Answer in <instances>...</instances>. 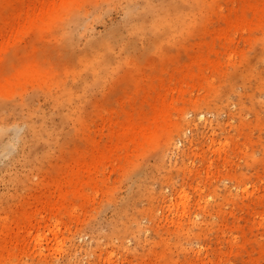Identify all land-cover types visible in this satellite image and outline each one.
I'll return each instance as SVG.
<instances>
[{"label": "rangeland", "instance_id": "obj_1", "mask_svg": "<svg viewBox=\"0 0 264 264\" xmlns=\"http://www.w3.org/2000/svg\"><path fill=\"white\" fill-rule=\"evenodd\" d=\"M0 264H264V0H0Z\"/></svg>", "mask_w": 264, "mask_h": 264}]
</instances>
